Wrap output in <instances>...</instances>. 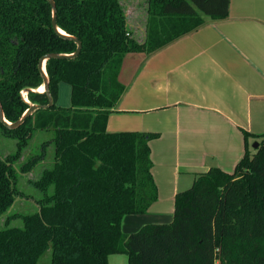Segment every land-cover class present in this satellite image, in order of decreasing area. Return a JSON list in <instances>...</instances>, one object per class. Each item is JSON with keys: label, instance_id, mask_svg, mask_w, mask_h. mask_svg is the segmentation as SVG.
Masks as SVG:
<instances>
[{"label": "trees", "instance_id": "1", "mask_svg": "<svg viewBox=\"0 0 264 264\" xmlns=\"http://www.w3.org/2000/svg\"><path fill=\"white\" fill-rule=\"evenodd\" d=\"M57 24L78 37L75 58H49L46 70L54 105L11 129L17 152L0 155V216L21 194L14 163L37 129L55 131V162L34 185L39 210L17 214L21 226L0 229V264H109L124 253L127 264H264V133L245 132V154L233 172L214 166L197 174L175 198L174 219L132 233L124 216L147 213L158 199L150 141L157 133L110 132L109 114L125 92L119 80L129 52H155L206 23L229 14L230 0H148L147 36L133 37L121 0H55ZM48 0H0V99L5 117L17 121L33 104H47L40 59L74 53L77 43L52 24ZM71 85V105L57 104L60 84ZM259 142L251 152L250 137ZM31 158L21 167L35 166ZM53 188L50 192V188Z\"/></svg>", "mask_w": 264, "mask_h": 264}, {"label": "crops", "instance_id": "2", "mask_svg": "<svg viewBox=\"0 0 264 264\" xmlns=\"http://www.w3.org/2000/svg\"><path fill=\"white\" fill-rule=\"evenodd\" d=\"M134 10L126 9L128 26L142 29ZM200 13L206 23L197 30L155 52L124 56L125 92L107 128L158 134L150 141L158 199L147 213L124 216L125 233L170 221L176 194L197 174L214 166L233 172L245 132L264 133V0H230L224 19Z\"/></svg>", "mask_w": 264, "mask_h": 264}, {"label": "rangeland", "instance_id": "3", "mask_svg": "<svg viewBox=\"0 0 264 264\" xmlns=\"http://www.w3.org/2000/svg\"><path fill=\"white\" fill-rule=\"evenodd\" d=\"M124 7H133L135 15L137 14L135 23L145 29L146 10L148 0H121ZM128 23V22H127ZM139 27H134L131 30L133 37L139 41H144L147 36V29L143 31ZM25 91L24 95H27ZM57 104L59 106L68 107L71 105V85L66 82H61L59 98ZM55 131L53 128L37 129L34 131L33 137L29 143L23 147L21 158L14 163L16 169L18 189L21 194L16 197L14 204L0 216V229L6 227V218L11 215L13 217L9 226H21L23 220L15 215L34 213L39 210L38 201L43 197V191L36 187L33 181L40 178L45 169L51 168L55 162ZM17 138L6 135L0 129V155L6 156L17 152ZM253 145V143H252ZM251 152H255V148H251ZM37 158V163L27 172H22L21 167L31 158ZM53 188H50L52 192ZM173 218L166 223L172 222ZM51 250L46 251L38 261V264H51ZM110 264H127V255L119 253L110 256Z\"/></svg>", "mask_w": 264, "mask_h": 264}, {"label": "water", "instance_id": "4", "mask_svg": "<svg viewBox=\"0 0 264 264\" xmlns=\"http://www.w3.org/2000/svg\"><path fill=\"white\" fill-rule=\"evenodd\" d=\"M52 6V11H53V16H52V24L53 27L55 28V30L62 36L72 39L77 43V49L74 53L71 54H66V53H49L44 55L39 62V68L42 72L43 75V79H44V87H45V91L47 92L48 98H49V102L47 104H33L31 103L29 100L26 99V96L24 95L25 91L28 90H23L22 91V97L28 102L30 103V107L29 109H27V111L24 112V114L15 122H10L9 120H7V118L5 117V113H4V109H3V105L0 99V120L1 122L6 125L8 128L14 129L19 127L20 125H22L24 123V121L26 120V118L28 116H30L31 114H33L34 112H36L37 110L41 109V108H49L51 106L54 105V98L52 96V94L49 91V76L47 74V70H46V61L49 58H75L77 55H79L81 49H82V42L81 40L74 36V35H70L67 32H65L64 30H62L58 24H57V4L55 2V0H48ZM33 90V89H32ZM34 91V90H33ZM259 146V142L255 141L252 145L253 148H258Z\"/></svg>", "mask_w": 264, "mask_h": 264}, {"label": "bare ground", "instance_id": "5", "mask_svg": "<svg viewBox=\"0 0 264 264\" xmlns=\"http://www.w3.org/2000/svg\"><path fill=\"white\" fill-rule=\"evenodd\" d=\"M34 91H37V92H44L45 91V87L44 85L40 86L39 88H35L33 89ZM27 100H29L28 97H26Z\"/></svg>", "mask_w": 264, "mask_h": 264}, {"label": "flooded vegetation", "instance_id": "6", "mask_svg": "<svg viewBox=\"0 0 264 264\" xmlns=\"http://www.w3.org/2000/svg\"><path fill=\"white\" fill-rule=\"evenodd\" d=\"M22 93V92H21ZM22 95V94H21ZM27 95H28V93H27Z\"/></svg>", "mask_w": 264, "mask_h": 264}]
</instances>
